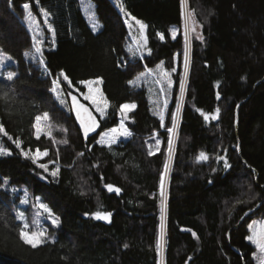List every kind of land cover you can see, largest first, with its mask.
<instances>
[{"label":"trees","instance_id":"obj_1","mask_svg":"<svg viewBox=\"0 0 264 264\" xmlns=\"http://www.w3.org/2000/svg\"><path fill=\"white\" fill-rule=\"evenodd\" d=\"M115 1L147 25L142 59L131 58L130 30ZM92 2L98 33L78 0H0V49L17 72L12 80L0 78V124L13 138H0L12 153L0 155V264H160L162 252L164 264H256L247 237L249 224L264 217V0H186L201 37L192 34L190 50L183 0ZM25 4L40 23L41 10L51 18L55 43L48 39L41 53L24 23ZM160 65L177 68L163 122L151 112L148 89L132 85ZM61 72L77 89L81 81H102L107 116L87 140L74 110L52 90L58 80L71 94ZM127 103L136 104L127 123L131 136L111 147L97 143L119 125ZM45 112L52 138L37 139L33 124ZM37 150L48 155L36 163L22 154ZM202 152L206 160H198ZM5 180L26 187L60 219L55 242L36 249L23 243L14 211L19 196L3 188ZM109 184L120 192H110ZM97 211L111 213L110 220L94 218Z\"/></svg>","mask_w":264,"mask_h":264},{"label":"rangeland","instance_id":"obj_2","mask_svg":"<svg viewBox=\"0 0 264 264\" xmlns=\"http://www.w3.org/2000/svg\"><path fill=\"white\" fill-rule=\"evenodd\" d=\"M79 6L81 9V12L86 19L88 25L92 29L93 32L98 33L102 29V25L99 23L96 11H95V5L93 4L92 0H78ZM115 4L119 7L120 12L123 14L125 22L127 23V26L130 30V42L128 43L127 49L131 55L132 59H142L145 57L146 54H148V51L146 50L147 46V39H146V30L147 27L144 29L143 34L140 31V26L136 23V20L133 19L132 17L126 15L124 11L121 10L120 5L115 1ZM26 11V18L24 20V23L26 24L27 28L30 30V32L33 35L34 41L36 48L39 47L42 49L44 43L49 39L53 43V37L52 33L48 30V25L51 24V18L50 15L48 14L47 17L43 15V12H46L45 10H41L42 16H43V23H40L37 19V17L34 15L32 12L31 8H29ZM29 12H31V17H29ZM189 10L187 5L185 4L184 8V26H185V32H186V38L188 42V48L190 49L191 45V37L193 33L198 34L200 32V27L192 19L189 20ZM187 18V19H186ZM47 21V23L45 22ZM186 22H187V28H186ZM53 28V27H52ZM189 35V37H188ZM146 39V43H145ZM188 49V50H189ZM41 53V50H40ZM8 57H11L9 60ZM34 59L37 60V54L36 52L32 55ZM189 58V55L187 56ZM0 78L6 79V74L8 72H13L15 73V77H17V72L13 69L16 65L15 60L10 56L9 54L5 53L2 49H0ZM189 60L187 61V69L188 71L189 68ZM44 71L46 70V67L44 66V63L41 65ZM177 72V68H175L172 71L167 70L164 65H160L156 69H148L145 73H143L135 82H133L134 87H141L145 86L148 89V99L150 103V108L151 112L154 116L160 118L163 116L165 118L168 108L171 104L172 100V94H173V87H174V75ZM13 78V79H14ZM91 81H97V80H91ZM169 81L171 83H169ZM66 84L69 86L68 81H65ZM186 80L184 81V83ZM81 88H75L72 85L69 86V89L71 90V94L67 95L61 84L59 83L58 86H56V91L54 94L56 95V98L59 100L61 105L68 111H71L75 104L79 102H85L89 104L94 111L97 113L99 119H105L107 116L108 112V102L107 106L105 107L104 101L106 100L103 90H102V82L99 84H92L91 85V95L95 98L96 104H93L91 100L85 99L86 95H89V87L86 86L85 84H80ZM73 97L76 98V101H73ZM183 103V102H182ZM128 105H132L134 103H127ZM136 106V104H134ZM97 106H99L100 109L103 110V115H101V111L97 110ZM182 106V104H180ZM136 107L134 109L126 110L122 112L120 110L119 116L121 118L120 123L117 127V129L120 128L121 122H123V125L125 128L128 129L127 123L130 120V114L135 111ZM181 107L179 108L180 111ZM164 120V119H163ZM1 125V124H0ZM49 132V121H41V134H46ZM109 132V131H107ZM130 132V131H129ZM106 133V132H105ZM131 133V132H130ZM104 134V133H103ZM115 135L116 136V142L113 144L118 143L122 139H126L131 135L128 136H122V135H116L114 133L109 134V138ZM4 136L2 133H0V138ZM101 138V137H100ZM111 144V145H113ZM0 145L2 143L0 142ZM106 145V144H103ZM107 146V145H106ZM34 154V153H32ZM44 156L40 157L37 159V161H40ZM169 173L170 170H168L166 177H165V182H164V193H165V198L167 194V188L168 185L167 183L169 180ZM4 189L10 191L12 195L14 196H19V199L17 200L16 204L14 205V211L16 215L18 216L19 214H23L24 219L20 221L23 223V230L25 231H39V230H46L47 233V242H55L57 239V235L52 233V229L57 230L61 226V221L60 219L54 214L55 217L58 218V224L53 225L51 222V219L48 218V215L46 212H44L39 205L44 204V202L41 201V198L38 196H35L30 190H28L26 187H14L9 184L7 180L4 182ZM26 201V202H22ZM47 206V205H46ZM48 207V206H47ZM49 208V207H48ZM50 209V208H49ZM261 222H264V217L259 218L256 220H253L250 224H260ZM28 224L29 227L28 229H24V224ZM249 224V225H250ZM249 229V228H248ZM249 235H251L249 231ZM248 240V239H247ZM46 242V243H47ZM248 242L252 244L249 240ZM45 244V243H44ZM253 245V244H252ZM254 246V255L253 258L256 262V264H259V260L257 257L260 255V253L257 251V249ZM161 263L164 264V256L162 252V257H161Z\"/></svg>","mask_w":264,"mask_h":264},{"label":"snow or ice","instance_id":"obj_3","mask_svg":"<svg viewBox=\"0 0 264 264\" xmlns=\"http://www.w3.org/2000/svg\"><path fill=\"white\" fill-rule=\"evenodd\" d=\"M23 7L25 8V10H28L30 8V5L29 4H25V5H23ZM121 10L123 11V8H121ZM43 15L45 17H47L48 13L47 12H43ZM29 17H31V12H29ZM133 19H135V18H133ZM188 19L189 20L191 19V13H189ZM45 22L47 23V21H45ZM136 23L140 26V31L143 34V31L147 27V25L143 24L139 20H136ZM187 26L188 25H187V22H186V28H187ZM48 30L52 33L53 43H55V31H54V29L52 28V26L50 24L48 25ZM172 35H173V38H175V35H176L175 30H173ZM163 38H164L163 35H161V39H163ZM145 43H146V39H145ZM36 50H37V52H40L41 49L39 47H37ZM8 59L10 60L11 57H8ZM0 63H2V61H0ZM40 63L43 64L44 63L43 60H41ZM185 68L187 69V56L185 57ZM60 75L63 77V79L65 81H68L69 86H71V81L69 80L68 76L64 72H61ZM14 76H15V73L8 72L6 74V79L12 80L14 78ZM101 82L102 81H100V80H97V81H81L80 82V83L85 84L86 86L89 87V95H86L85 99L91 100L93 104H96V100L91 95V91H92L91 90V85L94 84V83L95 84H99ZM169 83H171V82L169 81ZM53 85H54V87H53L52 90L55 92L56 91V86L59 85V81L58 80H54L53 81ZM181 91L183 92V84H181ZM7 95L8 94L5 92L3 94L4 98H7ZM217 98H219V96ZM72 99H73V101H76L75 97H73ZM104 104H105V107H106L107 106V101L106 100L104 101ZM75 107L77 109V119L80 121V125H81V128L84 131L85 137H87L88 133L90 131L94 130L95 127H97L98 125L95 122V118L92 117L90 114L88 115V120L91 123H86V121L81 117V110H83L84 112H87V109H85L83 105H80V104L77 103L75 105ZM135 107L136 106L134 104H132V105L124 104V105L120 106V110L122 112H124L126 110L134 109ZM97 110L101 111V115H103V110L100 109L99 106H97ZM216 111L218 113L219 109H217ZM201 114L204 115V118L206 120L209 118L203 112ZM213 118H215V117H213ZM160 119L163 122L164 117L161 116ZM172 119H173V127H175V119H176L175 115L172 116ZM42 120L43 121H49L50 120L49 114L47 112L43 113L42 116H37L35 118V123L33 124V128L35 129V134H36V138L37 139H39L40 134H41V121ZM161 126H163V123L161 124ZM167 130H168L169 133H171L173 131L172 128H169ZM0 133H2L4 136H7L9 140L13 139L11 136L8 135V133L6 132V130L4 129V127L2 125H0ZM110 133H114L116 135H122V136L131 135V133L127 130V128L124 127L123 122H121V125H120L119 129H117V128L109 129V132L104 133L101 136L100 140L97 141V143L106 144L108 147H111V144L116 142V136L112 135L109 138V134ZM46 135L49 138H52L50 131L47 132ZM14 143H15L17 148L21 147V141L15 140ZM62 143L67 144V140L62 141ZM168 144H169V149L171 150V145H172L171 136L169 137ZM5 154L11 155L12 153L10 151H8L3 145H0V155H5ZM22 154L26 158H31L33 163H36L37 159H39L40 157L48 155L47 151L41 153L39 150H37L34 154H31V155L28 152H23V151H22ZM80 155H83V153H80ZM206 159H207V156L203 152L198 157V160H206ZM220 159H222V157ZM38 166L45 168V170L47 171V166L46 165H38ZM225 167L226 168L229 167V165L227 164L226 161H225ZM58 172H59V169L57 168L55 171H53L50 174L53 175V176H56L58 174ZM167 172H168V165H167V163H165V172H164V174L161 175V179H160V190H161V196L162 197L164 196V179H165V174ZM106 187H107V189L110 192L111 191H115L117 193L120 192L119 188H114L110 184L107 185ZM22 202H26V201H22ZM39 207L44 212L47 213L48 218L51 219V222H52L53 225H57L58 224V218L54 216V214L52 213L51 209H49L44 204H40ZM163 213H164V208H163V202H162V219H163ZM110 217H111V213L100 212V211H97L96 213H94V218H96V219H102V220H105V221H109ZM18 218L23 220L24 219L23 214L22 213L19 214ZM28 227H29V225L25 223L24 224V229H28ZM162 227H163V225H162ZM248 228H249V231H250L251 235H249L247 237V239L253 245H255V248L260 253V255L257 257V259L259 260V264H264V222H261L258 225L255 224V223L250 224L248 226ZM192 234H193V236L196 235L195 233H192ZM161 235H163V233ZM19 238L23 241V243L25 245L30 246L32 249H36V248L40 247L41 245L46 243L47 239H48L46 230L31 231V232L25 231V230H21L20 233H19ZM125 247H127V245H125ZM156 247H157V249H160V247H161V242L160 241L157 242Z\"/></svg>","mask_w":264,"mask_h":264},{"label":"water","instance_id":"obj_4","mask_svg":"<svg viewBox=\"0 0 264 264\" xmlns=\"http://www.w3.org/2000/svg\"><path fill=\"white\" fill-rule=\"evenodd\" d=\"M78 104L80 105H83L85 109H87V112H84L83 110H81V117L86 121V123H91L89 120H88V115L90 114L92 117L95 118V122L97 125H99V119H98V115L97 113L94 111V109L89 105V104H86L85 102H79ZM76 105V104H75ZM74 112H75V116H76V119H77V109L76 107L74 106ZM209 118L207 119V121H209L210 119V116H208ZM216 117H217V114H216ZM77 122L78 124L80 125V121L77 119ZM81 127V125H80ZM98 127V126H97ZM97 127H95L94 130L90 131L87 135V137H85L84 135V131L83 129L81 128V132H82V135L84 137L85 140H87L89 137H91L95 131L97 130ZM254 171V170H253ZM255 172V171H254ZM260 206V205H259ZM258 208V207H257ZM253 212V211H252ZM250 212V213H252Z\"/></svg>","mask_w":264,"mask_h":264},{"label":"bare ground","instance_id":"obj_5","mask_svg":"<svg viewBox=\"0 0 264 264\" xmlns=\"http://www.w3.org/2000/svg\"><path fill=\"white\" fill-rule=\"evenodd\" d=\"M186 19H187V18H186ZM188 37H189V35H188ZM187 41H188V40H187ZM188 42H189V41H188ZM189 50H190V49H189ZM182 102H183V100L180 99V102H179V103L182 104ZM179 107H181V106H179ZM205 115H206V114H205ZM178 116H179V115H178ZM177 121H178V120H177ZM205 121H206V120H205ZM211 121H212V120H211ZM8 135H9V134H8ZM40 136H41V135H40ZM212 136H213V135H212ZM216 136H217V135H216ZM216 136H215V137H216ZM215 137H214V138H215ZM221 137H222V135H221ZM219 138H220V137H219ZM223 138H224V137H223ZM211 139H212V138H211ZM211 141H212V140H211ZM214 141H215V140H214ZM223 141H224V140H223ZM226 141H228V140H226ZM224 142H225V141H224ZM224 142H223V143H224ZM174 143H175V142H174ZM214 143H215V142H214ZM223 143H222V146H223ZM228 143H229V142H228ZM235 144H236V143H235ZM227 146H228V145H227ZM145 150H146V148H145ZM145 152H146V151H145ZM145 152H144V153H145ZM145 154L147 155V153H145ZM165 154H167V153H165ZM143 155H144V154H143ZM148 155H149V154H148ZM148 155H147V156H148ZM149 156H150V155H149ZM147 158H148V159H147ZM147 158H145V161H146V159L149 160V157H147ZM170 159H171V158H170ZM175 159H176V158H175ZM210 160H211V159H210ZM210 160H209V161H210ZM211 161H212V160H211ZM57 162H58V161H57ZM147 162H149V161H147ZM161 162H162V161H161ZM241 162H242V161H241ZM202 164H203V163H202ZM204 164H205V163H204ZM227 164H228V163H227ZM249 164H250V163H249ZM160 165H162V164H160ZM160 165H159V166H160ZM210 165H212V164H210ZM170 166H171V165H170ZM161 167H162V166H161ZM209 167H210V166H209ZM169 170H170V169H169ZM211 170H212V169H211ZM254 171H255V170H254ZM208 172H209V171H208ZM249 172H250V171H249ZM213 173H214V172H213ZM241 173H242V172H241ZM214 174H215V173H214ZM234 174H236V173H234ZM239 174H240V173H239ZM243 174H244V173H243ZM250 174H251V173H250ZM211 176H212V174H211ZM253 176H254V175H253ZM253 176H252V177H253ZM235 177H236V176H235ZM239 177L241 178V176H239ZM208 178H210V177H207V179H208ZM243 178H244V177H243ZM245 178H246V177H245ZM245 178H244V179H245ZM250 178H251V176H250ZM234 179H235V178H234ZM248 179H249V178H248ZM167 180H168V179H167ZM241 180H242V179H241ZM245 180H246V179H245ZM234 181H235V180H234ZM242 182H243V181H242ZM247 182H248V181H247ZM250 191H252V189H251ZM250 191H249V192H250ZM247 197H248V196H247ZM246 203H247V202H246ZM263 203H264V202H263ZM261 204H262V203H261ZM247 225H248V224H247Z\"/></svg>","mask_w":264,"mask_h":264},{"label":"built area","instance_id":"obj_6","mask_svg":"<svg viewBox=\"0 0 264 264\" xmlns=\"http://www.w3.org/2000/svg\"><path fill=\"white\" fill-rule=\"evenodd\" d=\"M184 8H185V4H184Z\"/></svg>","mask_w":264,"mask_h":264}]
</instances>
